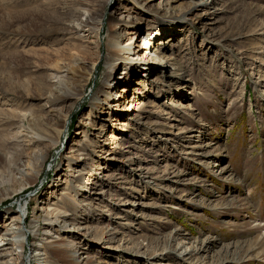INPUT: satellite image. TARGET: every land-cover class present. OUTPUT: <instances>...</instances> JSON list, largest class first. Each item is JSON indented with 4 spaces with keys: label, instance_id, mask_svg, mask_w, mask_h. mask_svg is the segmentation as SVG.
<instances>
[{
    "label": "rangeland",
    "instance_id": "374dc122",
    "mask_svg": "<svg viewBox=\"0 0 264 264\" xmlns=\"http://www.w3.org/2000/svg\"><path fill=\"white\" fill-rule=\"evenodd\" d=\"M64 1L0 0V226L24 205L32 232L7 260L46 239L80 264H264V0H79L91 22L77 36L52 26ZM120 17L138 34L113 28ZM113 33L150 66L113 75ZM67 93L78 101L61 139L48 96Z\"/></svg>",
    "mask_w": 264,
    "mask_h": 264
},
{
    "label": "bare ground",
    "instance_id": "6f19581e",
    "mask_svg": "<svg viewBox=\"0 0 264 264\" xmlns=\"http://www.w3.org/2000/svg\"><path fill=\"white\" fill-rule=\"evenodd\" d=\"M62 3V2H61ZM79 3V0H65L62 4L57 3L55 6H53V8H55V12L58 15V19L55 20L53 19V23L54 25H52L54 28L56 27V29L63 31L64 33L71 35V36H77L79 35V33L83 32V30L89 26L90 21V16L85 13L84 11L80 10L79 8H77V5ZM59 4V5H58ZM169 10V8H168ZM49 11V10H48ZM44 12V11H43ZM46 12V11H45ZM46 14V13H45ZM89 18V19H88ZM161 18H164V16H162ZM51 19V20H52ZM73 19L74 21L71 22L70 20ZM46 21L48 22H52L50 20V18H45ZM69 20L70 23H67L66 21ZM111 25L113 28L121 26V25H132L134 27L135 31V35L138 34V23H136L134 20H131L129 17L128 18H124V17H120V18H112L111 21ZM149 31V30H148ZM160 36H162V32L160 30V32H157ZM149 34V33H148ZM150 37H153V34H149ZM159 37V36H158ZM164 37V35H163ZM81 38V37H80ZM79 39V37H78ZM144 41V37L142 39V41L139 43V47H140V51H144L146 53H148L150 51V49L152 48L151 45V41L145 40ZM107 48L109 50V54L107 57V60L110 64L111 69L113 70V75L114 72H116V70H118V68L121 67V65H124V68L127 66L125 62H129L131 63V65H133L134 68H137L136 65L141 64V62H145V65H143L145 68L147 66H150V64H146V63H150L151 61H149L147 58H141V56L138 57H131V54H129L127 48L123 47V41L121 39V36L117 35V33H113L112 36H110L108 38L107 41ZM128 52V53H127ZM135 53V52H134ZM59 55V54H58ZM155 60H152V62H157V60H160V65L164 66V62L163 59H161V57L157 54H155ZM138 64H137V63ZM142 66V67H143ZM80 67V66H79ZM78 68V67H77ZM169 70V67H166ZM82 68H80L81 70ZM155 73V68L154 67H149L146 71V73ZM170 72V71H168ZM172 72V73H171ZM171 75L175 76L173 70L171 69ZM57 73L58 75H69L68 70L65 69V67H59L57 69ZM113 75H111L110 77L112 78ZM58 79H61V77H57ZM126 77H124L125 79ZM86 82V79L83 77V81L82 83ZM120 83V78H118V76L116 75L113 79V81L111 82V85H108V89L112 90V89H116L119 86ZM126 83V81H125ZM129 85V84H128ZM83 88V85H81V89ZM117 93V92H116ZM117 95V94H116ZM77 95L76 94H70L67 93L65 95H59V94H50V96H48V104L51 105V107L54 104H61L62 107L61 109H56L53 108L50 110V113H56V112H62L60 117H58V124L60 125L61 129L59 130V136L60 138H66L67 136V132H68V124L69 122L72 120V114H73V107L74 104L76 105L78 99H77ZM117 97H119V95H117ZM92 100H94L92 102L93 105H95V98H93ZM121 101V98L118 102ZM131 113V110L129 109L127 111V114ZM56 117L55 114H51V118ZM98 131H104L102 128H97ZM76 145V144H75ZM79 149H76L74 152H71V154H73L72 157H69L68 159L70 161H77L79 163L83 162L85 159H83L82 156H88L85 152H87V149L83 148L82 146H79ZM76 146V148H77ZM90 146H92V148H96L94 142L90 143ZM76 158V159H75ZM47 161V157H43L42 159V165L45 164V162ZM28 168L24 167L21 170H17L20 174H22V176L24 178L30 179L32 177V174L30 171H27ZM37 175V171L34 174V178ZM83 174H81L80 176H82ZM90 185H92L90 183ZM59 187V185L57 186ZM85 193L89 192V190L84 191ZM19 212H16V215H12L13 211H9L6 216H10L9 220L4 222L3 226H0V250H7L6 254H0V260L1 257H3V263L2 264H13L11 261L7 260L8 257L13 256L10 253H12V251L16 252V251H22L26 248V246H28V243L30 241V237L32 236V232L29 231L28 226H27V222L26 219H24V216L26 215V207L23 205L19 206ZM8 218V217H7ZM59 223V221H58ZM68 227L67 225L62 226V230H66ZM45 235H50L51 233L49 231H46L44 233ZM41 242H43L45 244L44 246H40L38 247L33 255H30L27 258L26 263L24 264H48L49 263V255L47 253V249H55L57 252H59L60 254H64V258L66 259V263L67 264H80V262L78 261V257H77V253H71L68 251V249L66 248L65 245H63L62 243H57L55 241H50L47 242L46 239H43ZM9 251V252H8Z\"/></svg>",
    "mask_w": 264,
    "mask_h": 264
}]
</instances>
